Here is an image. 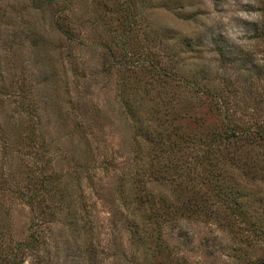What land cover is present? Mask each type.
Masks as SVG:
<instances>
[{"label":"rangeland","instance_id":"rangeland-1","mask_svg":"<svg viewBox=\"0 0 264 264\" xmlns=\"http://www.w3.org/2000/svg\"><path fill=\"white\" fill-rule=\"evenodd\" d=\"M264 259V0H0V264Z\"/></svg>","mask_w":264,"mask_h":264},{"label":"trees","instance_id":"trees-1","mask_svg":"<svg viewBox=\"0 0 264 264\" xmlns=\"http://www.w3.org/2000/svg\"><path fill=\"white\" fill-rule=\"evenodd\" d=\"M253 264H264V259H261V260L255 262V263H253Z\"/></svg>","mask_w":264,"mask_h":264}]
</instances>
